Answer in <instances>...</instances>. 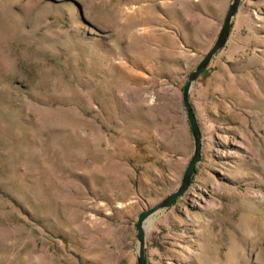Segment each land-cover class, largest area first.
<instances>
[{"label": "rangeland", "instance_id": "374dc122", "mask_svg": "<svg viewBox=\"0 0 264 264\" xmlns=\"http://www.w3.org/2000/svg\"><path fill=\"white\" fill-rule=\"evenodd\" d=\"M232 1L0 0V264H138ZM190 104L148 263L264 264V0Z\"/></svg>", "mask_w": 264, "mask_h": 264}, {"label": "water", "instance_id": "95a60500", "mask_svg": "<svg viewBox=\"0 0 264 264\" xmlns=\"http://www.w3.org/2000/svg\"><path fill=\"white\" fill-rule=\"evenodd\" d=\"M242 1L243 0H233L232 1V3L229 6L228 12L225 16L224 24L220 30V33L213 47L206 54V56L202 59V61L199 63L196 69L190 73L188 82L184 87L183 100H184L185 106L187 107L189 122L191 124L192 134L194 138V143H195L194 154L186 169V172L184 174L180 187L175 192L170 194L167 198H165L156 207L140 215L139 221L137 224V229L139 231L138 241L140 244L138 264H149L147 257H146V249H145V231L143 228L144 222L147 220V218L151 214H153L157 210L169 208L171 205H173L177 201L179 197L183 196L185 192L188 190L189 186L191 185L196 175L197 164L200 162L201 156H202L201 154V149H202L201 135L202 134H201V129L197 121V117L195 115L192 105L190 104V93L196 81L199 79V77L203 73L206 72V70L209 68L215 56L226 46L230 38V35H231L234 19L238 13V10H239V7Z\"/></svg>", "mask_w": 264, "mask_h": 264}, {"label": "crops", "instance_id": "0c3cea01", "mask_svg": "<svg viewBox=\"0 0 264 264\" xmlns=\"http://www.w3.org/2000/svg\"><path fill=\"white\" fill-rule=\"evenodd\" d=\"M239 9H240V7H239ZM238 18H239V10H238V13H237V15H236V17H235V19H234V22H233V28H232L231 33L234 31V29H235V27H236V22H237ZM216 22H217V21H216ZM214 34H215V33H214Z\"/></svg>", "mask_w": 264, "mask_h": 264}]
</instances>
